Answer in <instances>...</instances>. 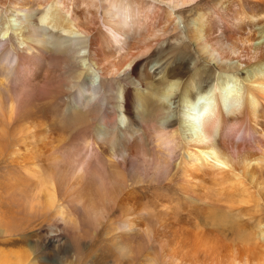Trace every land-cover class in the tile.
<instances>
[{
	"label": "bare ground",
	"instance_id": "obj_1",
	"mask_svg": "<svg viewBox=\"0 0 264 264\" xmlns=\"http://www.w3.org/2000/svg\"><path fill=\"white\" fill-rule=\"evenodd\" d=\"M201 2L0 0L5 31L0 39V93L9 92V85L30 82L55 61L63 63L72 69L67 76L69 95L60 108L63 118L74 123L78 119L76 124L92 130L80 149L84 157L76 151L56 179L39 178L36 191L29 190L30 198L14 192L27 219H52L66 228L74 217L79 226L98 228L109 219V208L120 205L128 181L141 182L154 171L157 178L153 176L151 184H156L163 172L169 179L175 168L182 172L185 193L202 187L243 205L237 211L260 209L259 204L250 205L253 193L245 179L264 171V0H220L209 9L199 8L187 23L180 12ZM10 33L16 46L7 41ZM118 87L124 102L116 99ZM118 108L128 120L126 127L119 122ZM24 113L21 107L18 115ZM89 122L91 126L83 125ZM138 157L143 164H136ZM93 158L105 174L95 176L89 165ZM46 180L49 185L43 187ZM57 194L72 204L73 217L57 204ZM129 211L110 218L107 234L122 256L134 257L156 231L146 229L139 244H128L127 238L144 230L141 219ZM227 218L216 214L213 222L224 226ZM15 221L0 219V233L24 230ZM262 221L246 233L259 243H264ZM197 226L176 237L194 250L217 243L210 242L218 235L216 227L211 232ZM239 234L248 245L249 237ZM72 241L59 231L46 237L48 244L32 240L30 249L15 257L18 263L32 255L29 264H65L67 259L73 261L66 264H92L83 261L91 257L87 241Z\"/></svg>",
	"mask_w": 264,
	"mask_h": 264
},
{
	"label": "rangeland",
	"instance_id": "obj_2",
	"mask_svg": "<svg viewBox=\"0 0 264 264\" xmlns=\"http://www.w3.org/2000/svg\"><path fill=\"white\" fill-rule=\"evenodd\" d=\"M218 1L220 0H202L197 8H186L180 13L188 23L198 15L199 8L209 9L211 4L213 5ZM3 21L4 16L1 15L0 39L5 33L2 26ZM9 32L10 30L7 31V33ZM7 41L11 45H17L16 37L11 33ZM49 56L54 58L57 55ZM51 64L53 66L50 69H48L49 67L41 68L39 74L30 82L9 85V92L0 93V104H2L0 105V219L16 220L15 223H21L24 229L8 235L0 233V264H21L22 262V264H29L34 259L32 255L27 260H22L21 263L17 262L18 259L15 255L28 251L32 240L48 244L46 237L50 234H59V231L70 241L73 240V243L78 244L80 239L87 241L86 246L90 247L91 257L83 260L85 262L94 263L99 260L102 264H106V262L107 264L110 262L116 264H264V243H259L254 236L246 234L250 233V230L256 227L257 223L264 220V171L261 172L262 174H254L253 178L245 179L246 185L253 193V199H251L253 201L250 205L255 206L256 203L261 206L259 210L252 209L251 212L237 211L241 206L237 201L233 198H226V196H216V193L211 189L196 187L194 192L185 193L180 186L182 172L175 168L173 174L170 172L171 177L169 176V179L165 177L166 174L163 172V177H160L161 179L157 183L155 182L156 184H151L152 177L154 176L153 179L157 178L154 171L147 172L148 177L141 182L135 183L134 181L130 184L131 181H128L127 188L124 187L120 195V197L123 196V200L119 197L121 206L116 207L117 209H114L115 206L111 207L113 209L109 208L110 213L107 217L109 219L103 221L98 228L77 225L72 215L73 212L70 210L72 204L66 203V199L58 194L56 197L58 199L57 204L63 206L69 213H66V216L73 217L69 218L68 227H60L52 219H47V222L45 219L39 218L34 222L27 219L30 216L26 214L17 201V195L22 193L25 199L30 198L29 190L31 193L36 191L39 178L56 179L58 170L64 167L67 158L72 157L73 153L76 154V151L77 153L80 151L79 154L82 153L81 156L84 157L85 154L80 149H83L84 141L92 134L91 127L87 130L76 124L80 120L77 119L74 123L70 121L71 119L65 120L63 118L60 108L65 97L69 95L66 91L69 82L67 76L72 69L57 61ZM152 66L153 64L150 69L153 71ZM117 81L116 86H119ZM120 86L123 85L120 84ZM105 87L107 88L106 85ZM115 91L118 94L116 99L124 102L122 89L118 87ZM214 101L215 99L211 102L214 103ZM21 107L24 108L25 113L18 115ZM175 109H178L177 106ZM117 111L121 116L120 124L123 127L128 126L127 118L121 113L122 109L118 108ZM16 118L18 119L16 120ZM83 125L91 126V123H84ZM240 139V136L235 138V140ZM97 159H90L89 164L95 176L105 174ZM137 163L143 164L140 157L136 159ZM176 163L178 164V161ZM47 181L45 184L41 183L43 187L49 185ZM93 182H96V178L93 179ZM94 183L90 184L88 189H92ZM25 185L28 189L24 188ZM45 189H43L42 193L44 194L41 193V196L45 195ZM27 194L28 196H26ZM124 198L128 201H124ZM127 211H129L127 214L136 215L141 219L144 228L138 235L127 238L128 244H139L142 238L146 237V231L150 228L156 231V236L147 243V247L134 257L122 256L113 246L110 236L107 234V226L112 227L110 218H121L123 213ZM244 213H249L252 217H243L242 214ZM216 214H226L228 218L231 217L232 219L227 218L226 221H228L224 226H218L213 222ZM74 226L77 227L73 228ZM196 226L204 230H211V232L216 229L218 235L210 237V242L217 241V243L208 249L196 248L194 250L192 247L191 249L188 248L190 246H187V243L176 237L184 231L194 232ZM217 227L222 229L218 230ZM223 227L225 228L223 229ZM241 231L249 239L251 237V240L246 239L248 245L242 243L243 240L239 236ZM189 244L191 245V243ZM47 246L48 248L53 247V245ZM72 261V259H67L65 264ZM40 264L54 263L40 260Z\"/></svg>",
	"mask_w": 264,
	"mask_h": 264
}]
</instances>
